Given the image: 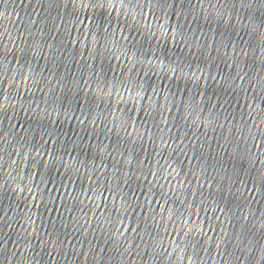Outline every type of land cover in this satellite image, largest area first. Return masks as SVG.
<instances>
[{"label":"water","instance_id":"obj_1","mask_svg":"<svg viewBox=\"0 0 264 264\" xmlns=\"http://www.w3.org/2000/svg\"><path fill=\"white\" fill-rule=\"evenodd\" d=\"M0 264H264V0H0Z\"/></svg>","mask_w":264,"mask_h":264}]
</instances>
